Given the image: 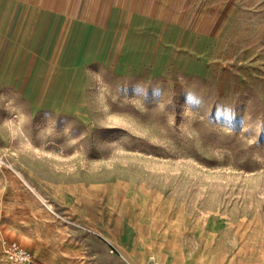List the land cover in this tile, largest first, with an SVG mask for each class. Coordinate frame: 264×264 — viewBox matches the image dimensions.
Segmentation results:
<instances>
[{
  "label": "rangeland",
  "instance_id": "374dc122",
  "mask_svg": "<svg viewBox=\"0 0 264 264\" xmlns=\"http://www.w3.org/2000/svg\"><path fill=\"white\" fill-rule=\"evenodd\" d=\"M150 1L184 28L150 62L0 66V94L32 115L30 141L0 130V264H11L4 244L28 249L30 234L36 264H130L143 235L165 251L264 264V0ZM21 74L27 85H14Z\"/></svg>",
  "mask_w": 264,
  "mask_h": 264
},
{
  "label": "crops",
  "instance_id": "0c3cea01",
  "mask_svg": "<svg viewBox=\"0 0 264 264\" xmlns=\"http://www.w3.org/2000/svg\"><path fill=\"white\" fill-rule=\"evenodd\" d=\"M105 1L0 0L1 68L39 70L49 62L80 65L97 61L109 63L115 68L143 64L151 61L165 35L184 29L181 23L163 21L157 2L141 0L135 7ZM103 6L106 7L105 14ZM163 6L160 4V7ZM14 78L21 80L14 85H27L24 74ZM92 211L95 216L96 208L93 207ZM78 217L88 219L87 222L114 246L113 240L97 228L86 214ZM13 237L18 241L24 239L16 233ZM37 238L30 234L31 240H24L23 244L34 254L42 251ZM169 246L167 251L162 245L156 248L143 235L141 246L129 245L126 259L130 264H224L214 248H208L203 256L193 251L192 246L190 249L182 245Z\"/></svg>",
  "mask_w": 264,
  "mask_h": 264
},
{
  "label": "clouds",
  "instance_id": "9594fccd",
  "mask_svg": "<svg viewBox=\"0 0 264 264\" xmlns=\"http://www.w3.org/2000/svg\"><path fill=\"white\" fill-rule=\"evenodd\" d=\"M95 84L97 86L96 91V101L98 105L107 106L109 95L111 90L109 85L104 81L103 76L100 73H95ZM107 93V94H106ZM0 107L9 113L8 117L0 120V130L8 133L11 137L13 134L17 136L30 137V124L32 120V115L27 113L23 106L17 104L15 98H11L7 95L0 94ZM101 127H106V125H100ZM54 130L49 127L42 132V136L52 135Z\"/></svg>",
  "mask_w": 264,
  "mask_h": 264
},
{
  "label": "built area",
  "instance_id": "2783aa9c",
  "mask_svg": "<svg viewBox=\"0 0 264 264\" xmlns=\"http://www.w3.org/2000/svg\"><path fill=\"white\" fill-rule=\"evenodd\" d=\"M50 207V205L48 204ZM4 254L11 264H36L30 250L24 248L16 241H8L4 244Z\"/></svg>",
  "mask_w": 264,
  "mask_h": 264
},
{
  "label": "bare ground",
  "instance_id": "6f19581e",
  "mask_svg": "<svg viewBox=\"0 0 264 264\" xmlns=\"http://www.w3.org/2000/svg\"><path fill=\"white\" fill-rule=\"evenodd\" d=\"M66 197V196H65ZM128 229V228H127ZM126 235H127V233H126ZM158 263V262H157Z\"/></svg>",
  "mask_w": 264,
  "mask_h": 264
}]
</instances>
